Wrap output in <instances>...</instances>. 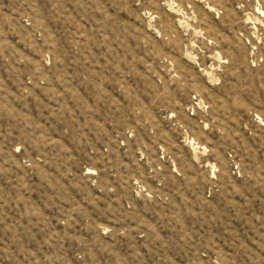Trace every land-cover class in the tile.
<instances>
[{
  "label": "rangeland",
  "instance_id": "374dc122",
  "mask_svg": "<svg viewBox=\"0 0 264 264\" xmlns=\"http://www.w3.org/2000/svg\"><path fill=\"white\" fill-rule=\"evenodd\" d=\"M0 264H264V0H0Z\"/></svg>",
  "mask_w": 264,
  "mask_h": 264
}]
</instances>
